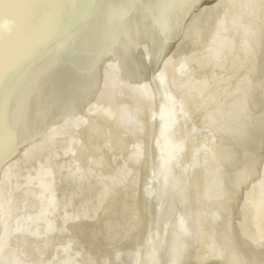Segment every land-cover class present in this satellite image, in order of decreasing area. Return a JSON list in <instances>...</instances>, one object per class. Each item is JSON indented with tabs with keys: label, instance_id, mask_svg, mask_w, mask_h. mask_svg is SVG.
<instances>
[{
	"label": "bare ground",
	"instance_id": "1",
	"mask_svg": "<svg viewBox=\"0 0 264 264\" xmlns=\"http://www.w3.org/2000/svg\"><path fill=\"white\" fill-rule=\"evenodd\" d=\"M0 37V264H264V0H14Z\"/></svg>",
	"mask_w": 264,
	"mask_h": 264
},
{
	"label": "snow or ice",
	"instance_id": "2",
	"mask_svg": "<svg viewBox=\"0 0 264 264\" xmlns=\"http://www.w3.org/2000/svg\"><path fill=\"white\" fill-rule=\"evenodd\" d=\"M14 0H0V17L3 16V13L5 12V9L7 6H10ZM0 41L2 40V37H0Z\"/></svg>",
	"mask_w": 264,
	"mask_h": 264
}]
</instances>
